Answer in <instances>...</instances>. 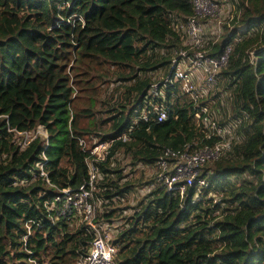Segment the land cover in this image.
<instances>
[{"label":"trees","instance_id":"obj_1","mask_svg":"<svg viewBox=\"0 0 264 264\" xmlns=\"http://www.w3.org/2000/svg\"><path fill=\"white\" fill-rule=\"evenodd\" d=\"M214 1L240 15L216 46L232 44L221 71L229 103L219 104L243 139L205 163L207 186L192 201L194 189L180 200L155 184L154 169L166 148L213 142L203 102L146 99L181 45L178 24L195 14L190 0H0V264H75L87 253L92 229L77 215L51 221L44 208L88 180L80 138L114 139L95 197L97 218L113 225L115 264H264V0ZM40 124L47 144L22 148L8 130ZM138 184L145 195L119 225L117 204Z\"/></svg>","mask_w":264,"mask_h":264},{"label":"built area","instance_id":"obj_2","mask_svg":"<svg viewBox=\"0 0 264 264\" xmlns=\"http://www.w3.org/2000/svg\"><path fill=\"white\" fill-rule=\"evenodd\" d=\"M194 7V15L187 17L178 24L182 31V41L175 49L170 63L165 71L153 81L148 89L146 99L177 101L179 106L202 101L199 109L205 138L213 139L211 144H204L199 149H190L187 144L184 149L166 148L155 163L154 183L161 185L166 192L178 195L183 200L191 189H194L192 201L198 199L202 189L207 186V177L203 174L206 162L218 159L231 150L233 144L243 139L236 132L231 121L223 119L219 101L226 106L231 86L225 87L222 82L221 71L228 65L232 44L223 45L219 51V42L227 26V32L233 30V18L240 15L214 14L217 3L214 0H190ZM237 4V0H234ZM244 25H238L234 32L238 39L239 30ZM171 91L170 95L167 91ZM157 109V107H156ZM231 109V106H230ZM143 112V111H142ZM144 121L148 120V113L143 112ZM157 121L167 118L168 110L159 108L153 111ZM4 116V115H0ZM20 146L26 147L34 138H45L48 143V133L44 125L40 124L33 130H15ZM125 136L122 137L124 139ZM79 145L87 152L86 162L89 177L86 183L73 189H58L54 198L44 204L51 221L67 219L75 215L81 217L85 224L94 232L93 241L85 255L75 264H115L117 246L114 244L113 226L106 221H100V230L92 224L98 200L95 197L97 182L102 178L98 164L104 162L110 151L114 139L104 141L92 139L87 141L80 138ZM45 158V155H42ZM43 161H38L39 176L50 184L48 174L44 170Z\"/></svg>","mask_w":264,"mask_h":264},{"label":"rangeland","instance_id":"obj_3","mask_svg":"<svg viewBox=\"0 0 264 264\" xmlns=\"http://www.w3.org/2000/svg\"><path fill=\"white\" fill-rule=\"evenodd\" d=\"M221 1V0H220ZM222 1H228L230 2V0H222ZM232 3H234L233 0H231ZM236 4L234 3V6ZM229 6L226 4H222L221 3H217L216 7H215V11L214 14L216 15H232V9L230 10ZM41 140L44 141L45 143V138H41ZM152 174L153 171H148L147 169H139L137 172V175L140 176L141 178L146 177V179H150L152 178ZM138 192L136 195H134V197L132 199H124L122 200L119 204H117L118 207H121V209L118 210V213H120V216L113 220L114 222H117V224H124L125 219H123V217L128 216L131 212L132 209L128 208V207H136L139 200L145 195V189L142 187L144 185L138 184ZM79 219L81 220V222L85 223L81 217H79ZM95 220H98V222H95ZM92 224L94 225V227L98 230H100V218H97V209L95 211V216L94 219L92 220ZM112 225V224H111ZM113 226V225H112Z\"/></svg>","mask_w":264,"mask_h":264},{"label":"clouds","instance_id":"obj_4","mask_svg":"<svg viewBox=\"0 0 264 264\" xmlns=\"http://www.w3.org/2000/svg\"><path fill=\"white\" fill-rule=\"evenodd\" d=\"M9 129H11V128H9ZM236 129V128H235ZM16 130V129H15ZM10 131V130H9ZM14 131V130H13ZM22 131V130H21ZM237 133H239L238 131H236ZM14 134H15V132H14ZM241 134V133H240ZM242 135V134H241ZM243 136V135H242ZM15 138L17 139V136L15 135ZM49 138V137H48ZM18 141V140H17ZM241 141V140H240ZM237 142H239V141H237ZM236 143V142H235ZM216 160V159H215ZM213 161V160H212ZM156 163V162H155ZM155 170V169H154ZM155 172V171H154ZM206 176V175H205ZM98 183V182H97ZM98 189V188H97ZM95 194V193H94ZM103 219H101V221H102ZM118 249V248H117ZM117 252V251H116ZM115 260V259H114Z\"/></svg>","mask_w":264,"mask_h":264}]
</instances>
